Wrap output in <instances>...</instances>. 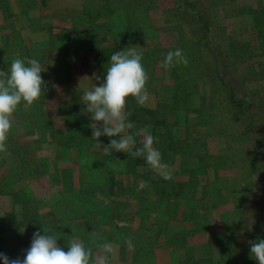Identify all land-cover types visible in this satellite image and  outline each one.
<instances>
[{
	"label": "trees",
	"instance_id": "trees-1",
	"mask_svg": "<svg viewBox=\"0 0 264 264\" xmlns=\"http://www.w3.org/2000/svg\"><path fill=\"white\" fill-rule=\"evenodd\" d=\"M47 1L37 0L36 3L43 7ZM79 3L82 5L80 12L84 26L77 25L73 19L67 31L46 39L66 44L71 41V36L82 37L77 42L75 64L65 68L66 88L63 94L58 87L60 82L52 78L53 68L43 67V75H47L44 95L28 111L21 105L14 115L15 122L25 127L36 126L39 116L47 110L48 123L51 121L55 129L61 121L69 125L79 136V144L65 143L63 137L67 134L61 133L54 157L47 163L46 160L33 158L42 146L30 153L33 148L26 149L27 141L17 140L9 134L7 148L11 156L0 153V241L15 238L19 252H24L30 248L33 234L38 230L44 234V228L57 237L65 251L68 250L66 241L76 237L95 253L97 249L90 237L93 231L99 236L96 243L114 241L127 247L125 238L130 235L119 232V229L108 232V226L113 227L119 212L125 208L121 205L124 199L131 202L133 198L132 203L137 201L144 209L156 205L154 213L158 212L160 204L166 202L163 223L170 222V230H178L181 221L186 224L194 222L200 211L211 212L227 204L234 205L232 210L228 208L234 217H242L250 212L258 199L264 200V195L259 192L264 183V141L261 134L264 131V116L260 117L264 113V87L246 85L239 80L245 68L251 74L264 78L263 1L82 0ZM118 15L122 16L121 22H116ZM157 20L162 23L160 26L156 25ZM42 29L44 34L48 33L47 28ZM28 30L33 33L31 28ZM149 30L158 33L152 37ZM16 31L13 28L6 31L10 33L11 45L19 43L24 37ZM172 34L177 39L176 46H170ZM137 45L143 52L142 63L150 76L147 85L150 98L145 106L129 98V119L134 124L129 131L135 133L147 127L157 138L154 146L162 152L164 162L173 170L171 180L162 179L141 157L115 151L105 154L102 147H97L98 141L92 138L91 120L84 111L86 105L81 102L83 92L99 83L95 77L99 76L101 81L104 79L110 56ZM151 45L154 54H151L153 50L148 52ZM177 48L187 56L188 65L164 69L161 62L165 55ZM10 66L0 64V70L8 71ZM84 77L87 78L82 80ZM211 112H219L228 123L215 134L201 137L199 128L208 125L205 119ZM181 114L184 116V133L179 131L181 129H174V126L179 127ZM233 125H237L238 133ZM210 135L222 142L225 140L226 150L212 154L207 147V152H199L201 143L207 146ZM252 135H256L257 140L249 150L251 156L238 158L230 154L234 137L238 136L236 139H241V147H246L247 143L243 142L246 139L249 141ZM109 142V137H100L101 144ZM12 156L21 168L16 172L10 168L7 172L9 157ZM90 157L94 162H87ZM93 165L96 168L93 169ZM119 166H125V170L121 167L122 172L117 171ZM227 171H234V177L226 174ZM17 172L25 173L19 176ZM76 173L83 187L80 190L73 186ZM42 176L51 178L50 181L59 185L63 194L62 201L53 208V222L47 225L42 213H38V199L26 189L27 185L25 188H14L19 180L29 178L31 182L28 186L43 194V184L38 180ZM144 182H147L146 186L141 187ZM70 207L79 215L75 219H84L81 227L75 221L70 225L67 222L66 213ZM127 209L134 207L129 205ZM231 213L225 214L226 221ZM91 218L94 222L87 223ZM151 218L152 214L146 219L147 228L156 230L155 226L149 227ZM239 221L236 220V226ZM170 230H159L158 235H169L167 244L177 248L179 237L184 238L185 233L172 234ZM237 237L236 233L229 242L232 245L224 246V264L231 263L229 256L243 252L237 249ZM145 250L142 245L139 251L143 252L144 259L141 263L137 262L141 259L134 257L130 264H153L151 258L147 259ZM188 263L194 264L193 261Z\"/></svg>",
	"mask_w": 264,
	"mask_h": 264
},
{
	"label": "rangeland",
	"instance_id": "rangeland-1",
	"mask_svg": "<svg viewBox=\"0 0 264 264\" xmlns=\"http://www.w3.org/2000/svg\"><path fill=\"white\" fill-rule=\"evenodd\" d=\"M82 2V0H56L54 1L55 3L52 2V4L55 7H71V10L75 11V8L79 11L72 13L77 15V16H81L82 13L80 12L82 5L79 2ZM227 2L231 1V0H225ZM235 1V0H233ZM240 1V0H239ZM264 3V0H262ZM248 2V1H247ZM10 1H5V0H0V11L4 12V15H8L10 12V7H9ZM239 4V2H238ZM77 5V6H76ZM76 6V7H75ZM14 7V6H13ZM15 11L17 10L16 7L14 8ZM77 13V14H76ZM81 13V14H80ZM64 17L66 18L67 16H69V14H65L63 13ZM21 18H19L20 21V30H25V28H23V26L25 27L26 24V16L24 14H22L20 16ZM75 17V16H74ZM72 17V19H70V21L68 22L67 26H71V22H73V19H79V18H74ZM122 18L121 15L116 16V22L120 21V19ZM162 18V17H161ZM160 18V19H161ZM77 25L83 27L85 21L83 20H76L75 22ZM160 22H158L156 25L160 26ZM14 28V26H12ZM187 28V27H186ZM0 32L5 29L6 31V27L5 26H1L0 28ZM3 29V30H2ZM68 29H65V31H67ZM188 28H187V32H188ZM30 32V31H29ZM170 32V31H169ZM149 33H151V36L154 37L157 35V31L154 30H149ZM9 35V34H8ZM178 37V36H177ZM82 37H79L78 35L76 36H71L69 42H67L66 44L62 43V42H54V41H50L49 43L47 42L45 44V42H43V46H45L44 51H47L48 46H56L57 48H60L61 50L56 51L58 53V56H60V58H62V56L64 54L66 55H76V46H77V42L79 40H81ZM10 39L9 41L6 38H1L0 39V64L2 65H6L8 66V64H11L10 61L12 62L14 58H19L17 56L21 55L22 57H27V58H35V59H39L38 57H33L32 55L34 54V52L36 50H30L29 52H24V54L20 53L17 56H12L10 55L11 50L13 48L12 45H10ZM12 40V39H11ZM20 40V39H19ZM35 43L37 44L36 46L39 47V41L35 40ZM70 44V47H67ZM47 45V47H46ZM99 46V44H96ZM177 45V39L175 36H173V34L171 35V41H170V46H176ZM12 46V47H10ZM169 46V44L167 45ZM15 47V46H14ZM101 47V46H100ZM69 48V49H68ZM148 52L150 50H153V46L151 45L148 48ZM8 51V52H7ZM10 52V53H9ZM19 52V51H18ZM150 53V52H149ZM154 50L151 52V54H154ZM23 59V58H22ZM49 60H47V62L49 63ZM61 60V59H60ZM57 62V59L55 60V64ZM67 69V68H66ZM65 69V70H66ZM44 70V69H43ZM64 70V72H65ZM46 71V70H45ZM41 75H43V72L41 73ZM46 77L47 75H43L42 78L45 81L46 84ZM239 80L243 81L244 83H246V85L250 84L251 86L256 85V87H259L257 85H261L262 87H260L261 89L264 87V78L251 74L249 72V70L247 68H245V70L243 71L242 76L239 78ZM259 80V81H258ZM257 82V83H256ZM61 90H62V94H63V90L66 88V86L63 84L60 86ZM61 96V94H60ZM217 113H209L206 116L205 119V123H207L208 125L205 127H201L199 129L201 137H204L206 134H215L216 132H218V130L220 128H224L226 126V124L228 123L227 118L224 116H221L220 114ZM45 115V116H44ZM48 113L47 110H45V113L42 116H39V123L37 122L36 126H28L25 127L22 123H17L14 122V126L10 132V134L15 138V139H23V141H27L28 145L26 146V149L29 148H33L31 150L30 153L35 152L36 150H39V148L41 147L40 151L37 152L36 154H34V159H40V160H46L47 163H50L52 161V158L54 157V153L56 150V146L57 144L59 145V140L60 137L59 136L61 133H65L67 134V136L65 135L63 138L66 139V142H69L73 145H78L79 144V136L77 134H75L73 132V130H71L69 125H66L63 123V121L60 122V124L58 125L59 127H56V129L54 128L53 124L51 123V121H49L48 123ZM262 116H264V113L262 112V114L260 115V117L262 118ZM15 121V120H14ZM184 116L183 114H181L180 117V123L178 124L179 127L174 126V129H176V131L178 129H181L179 131L182 132L183 129V125H184ZM233 127L236 129L235 132H239L237 130V125H233ZM60 128V129H59ZM171 130L172 133L175 130ZM55 130H59L54 132ZM159 131V130H157ZM197 131V130H196ZM160 132V131H159ZM180 132V133H181ZM184 133V130H183ZM262 134V140L264 141V131L261 132ZM238 136L234 137L232 139V142H230L231 146H230V154L231 155H235L238 156V158H242V157H249L251 156V152L249 151L251 147H253L255 145V142L257 140L256 135H252L249 139V141H244L243 143H247L246 147H241L242 141L241 139H236ZM229 139H230V135H229ZM241 142V143H240ZM63 143V141H62ZM206 144V142H205ZM199 152H207V147H208V151L212 154H218L220 151H224L226 150V146H225V140L222 142L221 140H218L217 138H214V136H209L208 138V142H207V146L202 145L199 146ZM11 156V155H10ZM51 157V158H50ZM94 157V155H93ZM237 158V159H238ZM10 162H8V166L6 168L7 172L10 170V168H12L13 171H17V169H20V163H17V161L14 160V157H9ZM47 160H49L50 162H48ZM91 161L94 162V160L92 159V157H90L87 162L89 163ZM35 167L38 168V164H35ZM124 168L125 170V166H119L117 167V171L122 172V168ZM96 168V165H93V169ZM25 173V172H24ZM24 173L22 172H17V174H20L19 176H24ZM16 174V173H14ZM226 174H229L231 176V178L234 177L235 172L234 171H227ZM262 178L264 180V170L262 172ZM29 179V178H28ZM28 179H22L21 181L19 180L17 183H15L14 188H19L22 184H25ZM38 180L40 181V183L43 184V194L42 192H40V190H34L31 188V186H27L26 189L30 192L31 194L34 195L38 200H37V204L36 207L38 208V213H42L43 215V221L45 225H47L46 223H52L53 222V218L55 216V213L53 211V208L59 204L62 199H63V194H61V187L59 185H55V182H51V178L49 179L47 176H42L40 178H38ZM80 180L78 173L75 174L74 176V186L79 187L80 186ZM54 185H53V184ZM25 188V187H23ZM42 190V189H41ZM260 194L263 196L264 195V183L263 185H261L260 190H259ZM72 196L71 194H67ZM133 200V198H132ZM132 200L130 202L129 199H125V201H122V205L125 206L124 209H121V211L119 212L118 218L115 220V222H113V227L108 226L109 230L112 231H117L119 229V232L130 235V237H132L133 241H134V251H132V258L131 260L135 257V259H141V261H137L138 263H141L144 259L143 257V252L139 251L141 250V246H145L146 250H145V254L147 259H154L156 258V254L155 251L161 247V241H164V243H162V247L166 248V249H171L170 246L167 244V240L166 238H169V235H165V234H161L158 235V231L159 230H164V229H171V223L169 222H164V219L166 218L165 216V206L167 205L166 202L163 204H160L157 208L158 212L154 213V209H156V205H152L150 206V208H146L144 209L143 207L140 206L139 203H137V201H134L132 203ZM131 205L132 207H134V209L128 210L127 207ZM136 207V208H135ZM234 207L233 204H227L225 206H222L221 208L218 209H214L211 212H207V211H200V216L192 223H184L183 221H181V225L183 226V233H185V240L184 238H180L178 244V248H181V250L185 251V246H186V239L187 237H191L192 233H191V226L193 229H196L197 232L202 231V229L204 230V234L203 236L199 239L202 240L205 237H208L209 241L211 242V246L213 247L212 252H210V255L208 254V252L205 249H202L200 252H196V251H192V252H188L185 251V257H179V252L178 250H174L173 252V248L171 249V252H164L161 256V264H165L167 263L166 259L168 260V262L170 261V264H183V260L187 262V264L189 261H193L194 264H224V261L222 260V257L225 254V249L224 246H231L232 243L230 244L229 242H231L230 240L233 239V237L236 236L237 233V241L239 240V243L237 245V249L243 251L241 252H236L233 254V256H229L228 259L229 261H231L230 264H258V261H256L255 259L250 257V245H249V241H253L254 238L260 239V238H264V200L258 199L254 206L251 207L252 209H250V212H246L242 217H234L233 213H231L230 209L228 208H232ZM153 210V211H152ZM228 210V211H227ZM235 210V209H233ZM229 212L231 214V217H227V221L225 220V214ZM67 219H68V223L69 225L76 221L75 217H78L79 215L77 213H75V211L73 210L72 207H70V209L67 210ZM149 214V215H148ZM150 214H152V218H151V222H150V226H155L156 230L154 228H151L150 230L147 228L148 226V220H146L147 218L150 217ZM156 215V218H155ZM73 219H71V218ZM72 221H71V220ZM240 219L239 224L236 226V220ZM213 220V221H212ZM94 222V219L91 218L90 220L87 221V223H92ZM183 222V223H182ZM211 222H214V226H212ZM155 223V224H154ZM166 224V226H165ZM77 225L81 227L82 223H78ZM187 226V228H185ZM203 226V228L201 230H198V227ZM212 226V228L207 229V227ZM236 226V228H235ZM190 228V229H189ZM186 229V230H185ZM178 230L180 231V227H178ZM107 231V230H106ZM252 235L254 237H252ZM188 238V240H190ZM72 239L69 238L68 241ZM198 239L194 238L192 243H196L197 241H199ZM15 238H10L7 240H3L0 241V253H3L5 255H7L9 258L11 259H15L17 257L19 258H23V256L25 255L26 251L24 252H19L20 248L18 247L17 243L15 242ZM65 243V247L68 249L67 247V242ZM107 242V241H105ZM103 242V243H105ZM110 243V242H109ZM115 243V242H114ZM244 248V249H243ZM16 249V251H15ZM168 250V251H169ZM136 251V253H135ZM142 254H141V253ZM181 255V254H180ZM231 259V260H230ZM132 262V261H131ZM130 262V263H131ZM136 262V263H137ZM3 264V261L0 263Z\"/></svg>",
	"mask_w": 264,
	"mask_h": 264
},
{
	"label": "clouds",
	"instance_id": "clouds-1",
	"mask_svg": "<svg viewBox=\"0 0 264 264\" xmlns=\"http://www.w3.org/2000/svg\"><path fill=\"white\" fill-rule=\"evenodd\" d=\"M140 46H130L114 52L110 56L104 79L81 95V102L86 105L84 111L89 115L92 138L98 141L97 147H102L105 154L123 152L132 157L143 158L148 166L162 179L171 180L173 170L164 162L162 152L154 145L157 138L147 127L140 128L135 133L128 111L129 98L135 99L138 105L145 106L150 98L148 82L149 73L142 60L143 52ZM188 58L182 49L169 51L161 64L164 69L177 65H188ZM41 63L35 58H14L8 71L0 70V153L8 152L7 141L14 126V115L22 105L28 111L44 95L45 81ZM87 77L82 78L85 79ZM81 80V81H82ZM81 85V83H80ZM80 87V86H79ZM107 136V145L100 143V137ZM115 137V138H113ZM137 137H140L137 140ZM147 182L140 186L145 187ZM33 234L30 248L23 258L11 259L0 253L3 264H113L116 248L112 243H96L98 234L90 233L97 251L86 247L79 238L73 237L67 242L65 251L50 230L43 228ZM125 244L134 251L131 237L125 238ZM250 257L264 264V238L249 241Z\"/></svg>",
	"mask_w": 264,
	"mask_h": 264
},
{
	"label": "crops",
	"instance_id": "crops-1",
	"mask_svg": "<svg viewBox=\"0 0 264 264\" xmlns=\"http://www.w3.org/2000/svg\"><path fill=\"white\" fill-rule=\"evenodd\" d=\"M5 1H10V3H11V4H9L10 12L6 16V15H4V12L0 11V28L3 25L6 27V31H8V30H11L13 28L12 26H14L13 29L17 30L16 32L24 35V37L21 39V41H19V43L12 44L13 48L10 49L11 50V53L9 52L10 55L17 56L20 53L24 54V52H29L30 50H36L32 56L39 58L38 61L41 63L42 67L48 68L51 66L54 69V70L52 69V78H53V80L60 82L58 87H60L63 84L65 85V83H64V81H65L64 80L65 79L64 70H65V68H69L75 64V61L77 58L76 55L64 54L62 56V58H60V56H58L59 52L58 53L56 52V50H58L59 48H57L56 46H50L49 45L47 51H44L45 46H43V42H45V44L47 42L49 43V41L46 40L47 38H49V36H55L56 34L58 35L63 30L67 29V27H68L67 24L70 21V19H72V17L75 16L74 18H79L76 20H81V19H83V17L82 16L79 17L75 14L72 15V13L77 12L76 8H75V11H73V10H71V7H68V8H66V6L65 7H55L52 4V2L55 3L54 1H56V0H48L47 5H45L43 7H39V5L36 3L37 0H5ZM15 7L17 9L16 11L14 9ZM63 13H65V14L68 13L69 16H67L65 18L63 16L64 15ZM22 14H24L26 16V24H25L26 30H20L21 26H20L19 18H21L20 16ZM10 19H13V20H10ZM23 28H24V26H23ZM28 28H31L33 30V33L30 30H28ZM42 28H47L46 30H48V33L49 32L50 33L44 34ZM3 31H5V29ZM6 31L0 32V39L5 37L9 41L10 35H8V34H10V33L6 32ZM26 38H29L28 42L26 41ZM35 40L39 41V44H40L39 47L36 46L37 44L35 43ZM12 46H10V47H12ZM46 47H47V45H46ZM17 57L21 58L22 56L19 55ZM48 59H50L49 63L47 62ZM56 59H57V62L55 64ZM49 81L47 80V82H49ZM124 178H125V176H124ZM126 178H127V176H126ZM30 182H31L30 180L27 181L26 184H22L19 188H23L26 185L28 186V183H30ZM74 188H76V190H80L83 187L80 185L79 187L74 186ZM75 222L85 223L84 219H80V218H78V219L76 218ZM211 223H212L211 224L212 226L215 225L214 222H211ZM172 225H177V224H172ZM212 226L207 227V229L212 228ZM179 227H180V231L174 230V228H172V230H170V233L173 234L175 232V233L181 234L183 232V226L181 225ZM192 227H194V226H191L192 235L190 238L187 237V239H186L185 251L200 252L202 249H205L208 252V254L210 255L209 251L212 252L213 247L211 246V242L209 241L208 237H205L204 239L199 240L204 234V230L202 229L203 226L198 227V230L202 229V231H199V232H197V230H196L197 228L193 229ZM185 228H187V226ZM104 230H107V228L105 227ZM179 238H182V237L180 236ZM188 238L190 240H188ZM194 238L198 239L199 241H197L196 243H192ZM166 240H167V238H166ZM113 242H112V244L116 248V254H115V257L113 259V264H130V262L132 261L131 260L132 251H130L127 247L126 248L122 247L121 245L113 243ZM162 243H164V241H161V247L158 248L155 252L156 258L152 259L153 264H161L160 262L162 260L160 258L162 256V254L164 252L165 253L171 252L172 248H173V252L175 249L178 250L179 257H182V255H183V258H184L186 256L185 255L186 252L184 251V248H183V250H181V248H178V247L177 248L170 247L171 249L169 250V249L162 247ZM166 261H167V263H165V264H170V261L168 262L167 259H166Z\"/></svg>",
	"mask_w": 264,
	"mask_h": 264
}]
</instances>
